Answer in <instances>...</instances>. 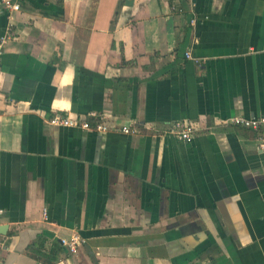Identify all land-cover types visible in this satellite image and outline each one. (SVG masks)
<instances>
[{
    "label": "crops",
    "instance_id": "obj_1",
    "mask_svg": "<svg viewBox=\"0 0 264 264\" xmlns=\"http://www.w3.org/2000/svg\"><path fill=\"white\" fill-rule=\"evenodd\" d=\"M18 3L0 57V264H264V150L223 123L264 117V0ZM89 112L131 133L49 124ZM177 120L200 127L191 142Z\"/></svg>",
    "mask_w": 264,
    "mask_h": 264
},
{
    "label": "built area",
    "instance_id": "obj_2",
    "mask_svg": "<svg viewBox=\"0 0 264 264\" xmlns=\"http://www.w3.org/2000/svg\"><path fill=\"white\" fill-rule=\"evenodd\" d=\"M19 0H3L2 5L8 13V24L4 34L0 37V57L3 46L11 39L13 24V13L20 10ZM190 57L189 54L186 55ZM94 119V124L89 122V119ZM225 125H233L241 128L253 130L257 133V144L260 149L264 150V117L245 118L241 116L231 117L223 121ZM49 124L55 127H70L82 129H94L98 132H109L111 130H119L122 133L129 134L131 129L127 125L117 127L112 118L104 114H96L89 112L86 116H62L54 114ZM200 127L187 120H177L170 124L169 133L180 141L189 143L199 131ZM61 245L68 248V251L75 254L77 248L83 240L79 236H72L69 239H61Z\"/></svg>",
    "mask_w": 264,
    "mask_h": 264
},
{
    "label": "water",
    "instance_id": "obj_3",
    "mask_svg": "<svg viewBox=\"0 0 264 264\" xmlns=\"http://www.w3.org/2000/svg\"><path fill=\"white\" fill-rule=\"evenodd\" d=\"M3 232H2V230H0V234H2Z\"/></svg>",
    "mask_w": 264,
    "mask_h": 264
}]
</instances>
